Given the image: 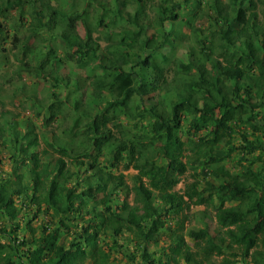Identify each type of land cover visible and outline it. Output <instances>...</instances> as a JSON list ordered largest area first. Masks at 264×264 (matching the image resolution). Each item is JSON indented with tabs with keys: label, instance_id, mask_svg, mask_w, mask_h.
Wrapping results in <instances>:
<instances>
[{
	"label": "trees",
	"instance_id": "trees-1",
	"mask_svg": "<svg viewBox=\"0 0 264 264\" xmlns=\"http://www.w3.org/2000/svg\"><path fill=\"white\" fill-rule=\"evenodd\" d=\"M6 2L0 9L20 4L16 0ZM245 2L230 0L217 8L213 17L216 27L208 35L203 36L195 28L196 45L188 50L191 74L177 83L166 80L168 60L165 52L159 51L171 43L169 37L176 36L174 30L147 37L142 26L128 34L131 37L128 49L117 46L115 67L103 66L106 71L95 81L97 96L107 92L111 98L86 123L78 137L77 149L67 143L57 146L55 150L60 156L54 163L42 161L36 150L37 134H24L14 122L0 118V145L9 142L14 149L9 159L14 166L12 174L0 178V223L6 217L12 221L9 228L0 226V234L7 239L0 240V264H112L114 248H124L125 252V245L133 242V237L136 243L143 244L159 238L166 221L162 218L165 214L154 203L156 198L168 201L165 211L168 215L183 210V196L174 187L191 163L200 160L211 167L214 182L207 180L203 191L212 192L210 200L207 199L217 203L216 219L220 228L225 229V235L215 234L206 222L200 229L188 230V236L196 240L193 248L183 232L184 220L178 218L172 241L161 255L143 251L139 262L136 251L125 252L126 264H216L213 255L227 253L229 256L225 255L220 264H233L235 260L231 256L264 264V0ZM218 3L215 0L213 6L217 7ZM258 4L263 6L262 21L254 8ZM32 5L39 27H51L57 15L66 16L48 3L41 5L34 1ZM180 6L176 2L171 8L160 4L159 26L164 27L161 22L164 18L180 19V13L176 12ZM83 15L67 16V28L60 36L68 52L94 59L96 47L89 28L83 38L75 32L77 19ZM136 15L132 21H136ZM141 31L145 34L141 46L150 48V52L138 63L139 72L126 70L122 65L134 53ZM120 41L125 38L122 36ZM24 65L28 72L41 73L31 68L28 61ZM70 79L68 76L67 81ZM155 90H162L159 98L152 96ZM49 96L50 101L45 105L47 119L64 117L67 101L60 98L59 92L53 91ZM155 99L156 102H151ZM81 103L77 98L74 107L79 108ZM82 115L74 118L72 128ZM124 117L133 120L136 129L123 128ZM146 118L147 123H143ZM184 120H188L186 126ZM201 131L205 134L200 139L194 138ZM257 131L261 134H256ZM235 133L240 136L239 144L232 142ZM105 150L113 155L116 164L123 162L126 168L132 166L138 170L133 184L135 204L124 203L125 215L113 210L108 202L106 191L111 181L120 187L127 184L123 174L117 176L99 166L98 159ZM235 150L239 153L235 160L241 166L231 172L223 161L232 158ZM186 151L190 154L186 155ZM71 152L78 165H85L87 159L88 168L93 171L82 185L79 180L75 186L68 185L77 175L64 160ZM183 156L188 159L184 161ZM24 165L27 171L21 173L19 170ZM198 186L196 181L191 188ZM204 193L200 194L198 203L206 200ZM228 202L231 204L227 205ZM99 205L104 206L97 211ZM25 206L29 210L35 208V217L38 212L44 215L39 229L24 218L22 226L20 215ZM46 216L49 219L44 220ZM73 227H76L74 235L68 236ZM21 228L23 232L29 229L31 238L19 236ZM125 231L126 241L120 243L116 237ZM101 233L113 235L114 248L107 242H99Z\"/></svg>",
	"mask_w": 264,
	"mask_h": 264
},
{
	"label": "rangeland",
	"instance_id": "rangeland-1",
	"mask_svg": "<svg viewBox=\"0 0 264 264\" xmlns=\"http://www.w3.org/2000/svg\"><path fill=\"white\" fill-rule=\"evenodd\" d=\"M13 1L11 0V2ZM16 1L20 2L18 6L10 9H0V118H8L24 134L26 132H34L37 134L39 145L36 150L41 155L42 161H50L52 163L60 156L55 150L58 148L57 146L67 143L72 148H78V137H81L80 134L85 129L86 123L111 98V95L107 92L103 93L102 97L97 96L94 90L95 81L99 75H102L106 71L103 66L115 65L113 62L116 56L114 54L118 50L117 46H121L122 49H128L127 43H130L131 40L128 34H132V32L137 31L142 26H144L143 32L146 31L147 37L161 34L163 30H174L176 36L169 37L171 43H167L159 51L162 50V52H165L168 60V68L165 72L166 80L169 83L184 81L191 74L189 71L191 65L189 64L188 50L196 45L195 28H199L203 36L208 35L214 29L212 27H216V24L213 22L216 9L222 8L226 3H230V0H219L218 6L215 7L213 6L215 0ZM34 1H37L41 5L48 3L50 6L63 11L66 16L61 14L57 15L55 22L50 24L51 27H39L33 16L32 4H34ZM174 2L180 3L182 6L176 9V12L180 13L181 18L173 21L164 18V21H161L164 23V27L163 25L159 26V5L164 4L171 8ZM6 4V0H0V7H5ZM245 4H248V0ZM254 8L258 11V19L262 21L263 6L258 4ZM137 12L138 14L136 15ZM75 13H84L82 17L77 19L75 32L80 38H83L86 35L87 28H89V34L95 43L94 47H96L94 59H91L89 56L83 57L81 53L75 54L74 52H68L60 36L62 31L67 28V16H73ZM135 15L136 21H132ZM143 32L139 35L140 37L136 38L137 42L133 50L134 53L132 54L130 51L131 56L128 57V62L122 65L126 70L133 69L139 72L140 67L138 63L150 52V48L141 46L142 41L140 40L142 39L144 41L145 36ZM122 36L125 38V41H120ZM26 61L30 62L31 68H37V70H41V73L34 71L28 72L24 65ZM191 70L194 72L193 68ZM66 76H70V81H67ZM135 77L137 78L138 76L135 75ZM53 91L56 93L59 92L60 98L66 100L67 103L64 106L66 108L64 117L60 116L55 120H50L45 116V110L46 103L50 101L49 94ZM161 91L155 90L151 94L159 98ZM77 98L82 103L76 109L74 103ZM42 101L45 102L42 104ZM156 101L155 99L151 102L154 103ZM147 102L150 104L148 100ZM80 114H83L81 121L72 128L74 118ZM147 120L146 118L143 123H147ZM121 121L123 128L136 129L133 125V120L124 117ZM187 122L188 120H184L185 126L188 124ZM112 129L116 134H119L117 128L112 127ZM247 132H250V129ZM203 134H205L204 131H201L193 136L196 139H200ZM256 134L261 133L257 131ZM8 135L9 132L6 133L7 137ZM74 135H76L75 140L69 143L70 138ZM250 137L253 138L254 135H250ZM232 142L234 144L241 142L238 133L234 134ZM13 153L14 149L11 148L9 142L6 144L1 143L0 178L12 174L14 166L9 159H11L10 156ZM72 154L73 152H71V156H64V160L71 171L77 173L68 185L75 186L78 180L82 182V185L85 182V178L92 174L93 171L90 167L88 168L87 159L84 161L85 165H78L73 159L74 155ZM185 154H190V151H186ZM238 156L239 153L235 150L232 158L223 161L231 172H234L241 166L240 162L235 160V157ZM78 158L84 160L83 156H78ZM183 159L185 161L188 158L183 156ZM98 161L99 166L107 172H113L117 176L123 174V179L127 187L117 186L111 181L106 194H108V202L111 204L112 209L119 210L125 215L124 203L135 204L133 184L135 174L138 173V170L132 166L126 168L123 162L116 164L113 155H109L108 150L103 152ZM243 161L247 163L246 160ZM210 170V165L203 160L195 162V164L191 163L188 170L179 176V182L174 187V190L183 196V210L179 214L172 213L168 215L165 212L169 207L168 201L156 198L154 203L161 208L160 210L165 214L162 218L166 221L165 225L160 229L159 238L143 244L136 243V239L132 236L134 241L129 243V245H125L127 247L125 252L136 251V260L139 262H142L141 253L143 251H147L149 254L155 256L161 255L167 248V245L172 241V231L178 227V218L184 220L183 232L187 242L193 248L196 247V240L189 237L187 232L189 229H200L204 227L206 222L210 223L211 229L215 234L219 235L221 232V235H225V229L222 230L220 228L216 219L215 207L217 203L209 202L212 197V192L205 191L204 193L203 191L207 180L214 182L213 177L210 175ZM19 171L26 173V165L22 166ZM196 181L199 183V186L197 189H192V185ZM81 185L77 187V191L80 190ZM203 193L206 200L198 203L197 200L200 194ZM230 204L231 202L227 203V205ZM93 206L92 203L91 207ZM103 206H97L96 210L103 209ZM29 209V206H25L20 215L22 218V226H24V218V220H30L31 225L39 229L44 215L38 212V215L35 217L33 215L35 208ZM47 219L49 217L46 216L44 220ZM11 224L12 221L6 217L1 221L0 226L6 225L9 228ZM75 229L76 227L70 228L71 231H68L67 235L73 236ZM18 234L19 236H26L27 239L31 238V231L29 229L23 232L21 228ZM127 235L128 232L125 231L122 236H117L116 239L120 243H125ZM112 236L111 234L108 235V233L107 235L101 233L99 242L102 244L107 242L113 247L116 243H114L115 238ZM1 239L7 240L6 236L2 233L0 234ZM69 241L70 237L67 242L69 243ZM234 246L237 249V244H234ZM114 249L116 251L113 250L112 253V259H114L112 264H126L127 259L124 255V248L117 247ZM236 249L235 251L239 252ZM169 251L168 249L165 252L168 253ZM225 255L229 256V253L224 255L214 254L213 262L220 264L226 257ZM231 258L232 261L235 260L232 262L233 264H253L250 258L233 256Z\"/></svg>",
	"mask_w": 264,
	"mask_h": 264
}]
</instances>
